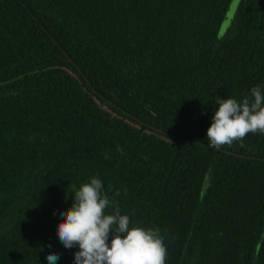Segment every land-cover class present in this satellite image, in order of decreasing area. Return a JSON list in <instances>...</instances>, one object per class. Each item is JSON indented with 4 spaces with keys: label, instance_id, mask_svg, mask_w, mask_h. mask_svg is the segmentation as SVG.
I'll return each instance as SVG.
<instances>
[{
    "label": "trees",
    "instance_id": "obj_1",
    "mask_svg": "<svg viewBox=\"0 0 264 264\" xmlns=\"http://www.w3.org/2000/svg\"><path fill=\"white\" fill-rule=\"evenodd\" d=\"M256 85L264 0H0V264H74L59 212L93 176L165 264H264V134L206 139Z\"/></svg>",
    "mask_w": 264,
    "mask_h": 264
},
{
    "label": "clouds",
    "instance_id": "obj_2",
    "mask_svg": "<svg viewBox=\"0 0 264 264\" xmlns=\"http://www.w3.org/2000/svg\"><path fill=\"white\" fill-rule=\"evenodd\" d=\"M262 88L253 86L250 95L239 102L231 96H216L214 104L218 107L206 134L209 147L219 150L241 141L248 133L264 134ZM109 208L112 211L106 212ZM59 215L63 217L56 228L59 241L66 249L78 248L74 264H165L167 250L159 229L130 227V217L122 214L118 202L103 191L98 176L83 182L71 207ZM46 259L56 264L60 255L50 251Z\"/></svg>",
    "mask_w": 264,
    "mask_h": 264
},
{
    "label": "rangeland",
    "instance_id": "obj_3",
    "mask_svg": "<svg viewBox=\"0 0 264 264\" xmlns=\"http://www.w3.org/2000/svg\"><path fill=\"white\" fill-rule=\"evenodd\" d=\"M236 4H237V1L234 3V5H233V11H234V9H235V7H236ZM233 11H231L230 13H229V15L227 16V20L225 21V23H224V25H223V28H222V30H221V33H223L224 31H225V27H226V25H227V23H228V20L232 17V13H233Z\"/></svg>",
    "mask_w": 264,
    "mask_h": 264
}]
</instances>
